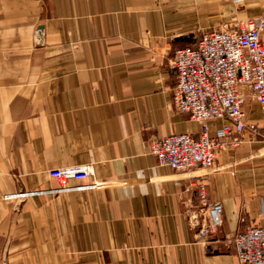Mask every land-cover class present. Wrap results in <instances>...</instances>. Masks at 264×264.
Masks as SVG:
<instances>
[{"label":"crops","instance_id":"crops-1","mask_svg":"<svg viewBox=\"0 0 264 264\" xmlns=\"http://www.w3.org/2000/svg\"><path fill=\"white\" fill-rule=\"evenodd\" d=\"M262 14L264 0H0V264H238L227 237L264 228V143L218 151L233 165L211 173L158 166L148 144L201 130L172 106L173 52ZM243 111L259 122L249 94ZM74 166L91 174L69 186L99 187L1 198ZM199 178L222 204L204 241Z\"/></svg>","mask_w":264,"mask_h":264},{"label":"built area","instance_id":"built-area-1","mask_svg":"<svg viewBox=\"0 0 264 264\" xmlns=\"http://www.w3.org/2000/svg\"><path fill=\"white\" fill-rule=\"evenodd\" d=\"M264 14L246 22L220 25L202 32L193 45L178 48L171 57L175 76L172 89L174 110L188 120L198 123L199 134H174L153 139L148 144L149 154L158 166L176 172L190 173L202 168L220 172L233 163L215 164L220 150H236L245 143H264ZM249 94L261 110L259 122L246 119L243 106ZM226 123L214 136L208 123L213 120ZM84 166L56 168L49 176L59 183L52 190L11 194L1 198H24L33 195L58 194L96 189L100 184L69 186L68 180L81 181L90 176ZM189 189L195 195L198 207L200 240L215 237L222 224V204L212 201L206 183L199 178ZM233 246L238 264H264V228L250 227L227 237Z\"/></svg>","mask_w":264,"mask_h":264}]
</instances>
